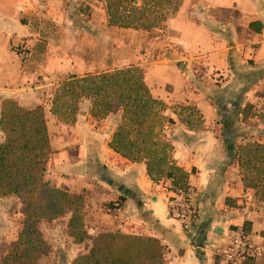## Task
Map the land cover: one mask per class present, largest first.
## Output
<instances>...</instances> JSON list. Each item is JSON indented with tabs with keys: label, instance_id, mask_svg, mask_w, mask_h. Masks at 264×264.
Instances as JSON below:
<instances>
[{
	"label": "crops",
	"instance_id": "crops-1",
	"mask_svg": "<svg viewBox=\"0 0 264 264\" xmlns=\"http://www.w3.org/2000/svg\"><path fill=\"white\" fill-rule=\"evenodd\" d=\"M105 4L108 0H0V112L7 99L26 109L45 108L53 150L46 179L86 200L87 242H73L67 228L72 213L65 215H70L66 237L79 249L69 264L104 233L158 239L165 264H218L217 250L238 229L261 249L243 264H264V201L245 187L237 157L249 141L238 125L251 119H243L239 101L254 104V93L264 87V0H184L162 29L152 31L111 26ZM115 31L137 41L149 33L164 37L145 80L175 121L165 134L197 192L199 219L192 230L170 216L165 183L150 179L146 163H133L110 147L121 113L97 120L90 100L80 103L74 123L51 113L52 89L70 76L101 74L92 67L102 42H113ZM22 42L32 51L27 61L16 52ZM181 105L200 113L199 129L174 113Z\"/></svg>",
	"mask_w": 264,
	"mask_h": 264
},
{
	"label": "trees",
	"instance_id": "trees-1",
	"mask_svg": "<svg viewBox=\"0 0 264 264\" xmlns=\"http://www.w3.org/2000/svg\"><path fill=\"white\" fill-rule=\"evenodd\" d=\"M136 1L108 0L110 25L144 31L162 29L184 0H142L140 5ZM83 100L92 102L90 112L97 120L121 113L109 144L117 154L133 163L145 162L155 183L168 180L174 187H189V173L177 165L174 147L165 134L175 121L166 116V103L153 97L143 70L130 67L86 77L70 76L56 91L51 113L74 123ZM253 108L248 104L242 110L244 120L250 118ZM174 113L190 128L199 129L203 124L200 113L191 106H177ZM0 131V200L15 196L24 205L21 231L2 264H40L52 252L42 225L54 223L68 211L72 213L67 225L69 237L78 245L87 242L85 197L72 195L46 179L53 150L45 108L26 109L15 100H4ZM237 157L245 187L264 201V144L240 146ZM72 264L165 263L163 246L156 238L104 233Z\"/></svg>",
	"mask_w": 264,
	"mask_h": 264
},
{
	"label": "rangeland",
	"instance_id": "rangeland-1",
	"mask_svg": "<svg viewBox=\"0 0 264 264\" xmlns=\"http://www.w3.org/2000/svg\"><path fill=\"white\" fill-rule=\"evenodd\" d=\"M162 37L149 33L140 39V41H137V37L134 35L127 37L126 33L115 31L113 42L105 41V44L102 42V50H99L97 53L100 56L99 62H96L97 65L92 67V70L104 73V71H116L132 66L137 67L136 65L143 63L145 64L144 67L138 68L145 72L148 64L157 61L158 58H155L154 54L163 49L161 46H165V44H160ZM126 38H128L127 42ZM126 46L132 48L133 51H123V48ZM145 54H147L146 57ZM58 88L59 86L52 89V98H54ZM252 99L254 108L250 111L251 119L242 126L239 124L238 129L243 130L244 133H241L249 138L246 144H264V87L259 88L254 93ZM245 100L246 98L243 100L241 97L239 101L244 105L241 106V111L248 104H251H245ZM1 139H3L2 134H0ZM69 216L68 214L55 223H45L42 225L46 240L52 246V252L49 256L43 258L40 264H69L71 258L79 253V249L74 247L66 237L65 227ZM23 220L24 205L22 201L15 196L4 197L0 200V264H2V260L8 253L12 242L17 239ZM80 251L84 252V249Z\"/></svg>",
	"mask_w": 264,
	"mask_h": 264
},
{
	"label": "built area",
	"instance_id": "built-area-1",
	"mask_svg": "<svg viewBox=\"0 0 264 264\" xmlns=\"http://www.w3.org/2000/svg\"><path fill=\"white\" fill-rule=\"evenodd\" d=\"M17 55L27 61L32 57L31 48L26 42L17 46ZM168 194L167 204L170 216L178 221L185 230L195 228L199 219L197 192L191 187L187 189L174 187L171 181L164 180ZM261 249L254 246L244 229H238L231 235L227 247L218 249V264H243L248 258H255Z\"/></svg>",
	"mask_w": 264,
	"mask_h": 264
}]
</instances>
